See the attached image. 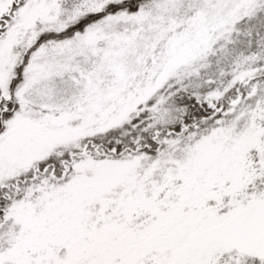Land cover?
<instances>
[{
    "label": "snow or ice",
    "instance_id": "6c2138e0",
    "mask_svg": "<svg viewBox=\"0 0 264 264\" xmlns=\"http://www.w3.org/2000/svg\"><path fill=\"white\" fill-rule=\"evenodd\" d=\"M0 264H264V0H0Z\"/></svg>",
    "mask_w": 264,
    "mask_h": 264
}]
</instances>
